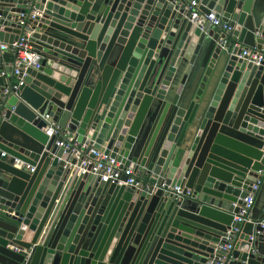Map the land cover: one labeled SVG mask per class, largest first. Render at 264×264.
<instances>
[{
	"label": "water",
	"instance_id": "1",
	"mask_svg": "<svg viewBox=\"0 0 264 264\" xmlns=\"http://www.w3.org/2000/svg\"><path fill=\"white\" fill-rule=\"evenodd\" d=\"M26 11L42 60L16 91L0 66V264H264V213L235 221L264 179V0H0V37ZM45 115L135 183L82 172Z\"/></svg>",
	"mask_w": 264,
	"mask_h": 264
},
{
	"label": "built area",
	"instance_id": "2",
	"mask_svg": "<svg viewBox=\"0 0 264 264\" xmlns=\"http://www.w3.org/2000/svg\"><path fill=\"white\" fill-rule=\"evenodd\" d=\"M186 10L189 12V19L192 21H198L201 18V12L199 10V5L196 2H191L186 5ZM36 15L35 11H32L29 16L27 11L20 14L23 21H20V26L23 27L24 32L19 37V39L13 41L9 45H0L1 51H6L14 57V61L11 64L12 66V77L14 78L13 90H18L24 84V77L26 76L25 72L21 68L22 65L28 67H33L35 69L40 68V63L42 60L41 55L35 50L30 44V29L27 27L26 20L28 18L34 19ZM205 20L210 22L211 26L221 30V35L223 38L220 39V44L224 47H229L232 45V33L234 29L228 24L222 21V19L217 15L216 12L212 11L208 15H205ZM244 56H248L253 63L261 65L264 63V50L258 51L257 49H248L244 52ZM4 61L0 60V66L5 67ZM2 77L7 76V72L3 69L0 71ZM7 93V91H6ZM2 104L0 103V108ZM45 120L48 123V126L45 129V133L49 138L60 137V141H56L55 144L63 148L66 152H69L73 157L82 161V172H87V167H90L88 172L92 175H96L100 182L110 183V184H124L127 186L133 185L136 181V174L133 169L122 168L121 163L116 159L111 158L105 155L101 151L92 149L88 154L86 149L88 143H79L72 133L66 132L62 129L60 124L54 122L50 115H45ZM4 154V153H3ZM91 155L94 158H91ZM34 169H31L33 171ZM128 177L126 182H123V177ZM264 184V179H259L253 187L251 197H248L244 200L245 206L240 210V214L235 217V221L243 223L250 220L251 211L255 205L256 198L261 191V188ZM164 186V185H163ZM174 200L183 201L185 196L179 188H174ZM187 196L191 197L192 192L188 191ZM228 251L232 250V245L226 247ZM231 255H224L216 264H231Z\"/></svg>",
	"mask_w": 264,
	"mask_h": 264
},
{
	"label": "crops",
	"instance_id": "3",
	"mask_svg": "<svg viewBox=\"0 0 264 264\" xmlns=\"http://www.w3.org/2000/svg\"><path fill=\"white\" fill-rule=\"evenodd\" d=\"M23 32H24L23 28H17V27L16 28H4V29H2L1 35H3V36L0 37V44L7 46L11 40H14L19 35H22ZM117 51H118V48L115 47L113 54H115ZM0 60L4 61L5 64L8 65V64L13 63L14 57L10 53H6V51H2ZM139 174L143 175L142 173H139ZM263 213H264V192L261 191V193L256 198L255 205L251 211V217L252 218H260L263 216ZM30 237L31 236H29V238Z\"/></svg>",
	"mask_w": 264,
	"mask_h": 264
}]
</instances>
